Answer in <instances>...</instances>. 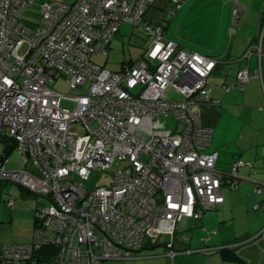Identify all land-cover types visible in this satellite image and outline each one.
Instances as JSON below:
<instances>
[{
    "label": "built area",
    "instance_id": "built-area-1",
    "mask_svg": "<svg viewBox=\"0 0 264 264\" xmlns=\"http://www.w3.org/2000/svg\"><path fill=\"white\" fill-rule=\"evenodd\" d=\"M34 1L0 0V139L13 140L22 163L9 168L8 151L0 157V203L7 183L48 203L36 212L33 243L4 245L0 264H103L132 258L164 235L173 258L180 221L222 204L223 180L246 164L235 161L227 174L216 167L218 152L206 151L214 127L203 107L218 102L207 86L217 61L179 47L165 38L163 25L145 21L156 0L45 1L42 23L32 27L22 16ZM171 2L173 16L186 0ZM243 10L235 2L234 22ZM125 23L151 37L140 58L120 72L93 63L92 54L108 56ZM62 75L81 89L89 83L88 90L61 94L52 85ZM254 80L263 81L264 73L242 67L225 90ZM171 85L181 99L168 97ZM63 98L74 107L63 106ZM113 167L111 186H85L92 170ZM43 244L57 245L58 253L35 256Z\"/></svg>",
    "mask_w": 264,
    "mask_h": 264
},
{
    "label": "crops",
    "instance_id": "crops-1",
    "mask_svg": "<svg viewBox=\"0 0 264 264\" xmlns=\"http://www.w3.org/2000/svg\"><path fill=\"white\" fill-rule=\"evenodd\" d=\"M61 1L72 3L75 0ZM157 2L158 0L146 12L148 21L154 24H165L164 35L167 39L175 41L179 47L211 56L217 61L216 68L207 79V86L211 90L213 101L218 102L209 103L203 107L205 121L214 127L213 138L207 152H218L216 167L224 173L232 171L235 161L241 159L246 162L238 168L237 179L240 180V184L234 187H238V192L244 182L253 185L252 194H249L250 185L246 186L247 195L252 202L260 199V202L253 206L255 210V206L258 205L259 210L261 205H264L262 203L264 202V190L257 195L254 191V184L261 182L260 184L264 185V173L262 172L264 171V80L251 81L241 90L234 89L226 92L225 88L227 84L236 79L242 67H248L251 71L261 70L264 73V0H189L188 2L186 0L187 4L182 6L183 8L178 10L179 13H175V16L173 15L170 19L167 18L166 11L169 0H160L159 5ZM235 2H240L244 7L242 16L237 22L233 21L232 13ZM124 25L121 26L120 31ZM118 33L114 36L109 50L114 45ZM148 36L150 37L149 34ZM259 43L261 54L257 51ZM249 48L253 51L250 57H246L245 54ZM104 57L107 62L109 54L108 57ZM130 60L133 59L123 61L120 69L116 71H121L124 63ZM102 66L108 68L107 64ZM227 186L229 190H232L230 184L224 187ZM223 192L225 202L215 210L220 208L224 210L230 204L232 205L234 191L225 193L223 188ZM233 217L232 214L230 219ZM247 220L248 228L237 234L240 238L236 239L237 251L243 258L241 261L227 260L218 250L231 243L232 240L225 242L228 244L223 243L220 247L209 246L207 240H204L206 243L204 247L191 248L190 244L194 243V240H190V244L178 243L176 233L174 248L184 250H180L173 258L168 255L169 248L164 242L155 241L148 243L133 258L119 261L121 263L115 261V263L255 264L254 260L249 262V259H255L254 254L256 253L259 255L260 264H264V253L260 252V248H264V217L251 214V220ZM210 224L219 229V221L214 214L205 212L201 219L196 220L198 231L202 228L204 231ZM228 225H235V223L231 220ZM178 229L177 232H179ZM208 236H213L210 230H208ZM213 241L214 239H211L209 242ZM186 249L195 250L187 252ZM207 251L210 252L205 254Z\"/></svg>",
    "mask_w": 264,
    "mask_h": 264
},
{
    "label": "rangeland",
    "instance_id": "rangeland-1",
    "mask_svg": "<svg viewBox=\"0 0 264 264\" xmlns=\"http://www.w3.org/2000/svg\"><path fill=\"white\" fill-rule=\"evenodd\" d=\"M45 1L52 0H35L33 4L29 6L27 11L25 12V15L23 16L24 22L32 26L40 25L43 18L41 4ZM188 1L189 0H187V2ZM158 2H160V0H158ZM158 2L157 5H159ZM187 2L184 3L183 7L187 4ZM173 7L174 6L171 0H169V5L166 8L168 19L173 17L168 15V11ZM179 11L176 12V14L179 13ZM117 39L118 41H116ZM116 40L114 45H112V48L109 50V57L107 62L103 54L92 55V60L101 65L107 64V67L109 69L116 71L120 69L121 63L123 61L129 59L137 60L138 58H140L151 41L148 33L145 30H140L137 26H133L130 24H125L122 27V30L118 33ZM26 49L27 44H24L20 50V53H24ZM52 86L65 96H77L86 93L89 84H86L85 87L81 89L70 83L68 78L63 75L59 77ZM166 92L168 94V97L171 99L178 100L182 98V95L176 92L172 85L168 87ZM62 105L74 107L75 102L68 98H63ZM174 124V121H169V127H173ZM11 146L12 141L9 138L0 140V157L2 155H5L6 151L8 149H11ZM8 157L9 168H20L22 166V163L19 161L21 159V154L18 153L17 150L11 151ZM142 159H146V156L143 155ZM115 170L116 167L110 168L105 171L97 169L92 170L89 174V177L84 180L85 186L89 189H94L100 186H111L113 183ZM262 172L264 173V171ZM247 185H250L251 190L249 194H252L251 191H253V185L248 184L247 182L242 183L238 192V187L235 188L234 186H232V190H229L228 186L224 187L225 193L234 191V194L232 196V205L230 204L224 210L220 208L218 210H210L206 212L208 214H214V217L218 219L219 229L216 227H212V225L210 224L208 226V228L210 229L206 228L204 231H202L203 228L200 227L202 229L201 231H198L199 228L196 227V220L192 218H183L179 223V232H177L176 235V238L178 240L177 242L190 244V240H194V243L190 244L192 245L191 248H202L205 246V241L207 240L206 242L209 246L220 247L223 245V243L228 242L229 240H232L231 242H234L237 238H240V235L238 237L237 234L248 228L249 225L247 219L251 220V214H257L258 216L264 217V205H261V208L259 210L253 209V206L255 204H258L260 202V199L258 198L255 202L250 201L247 195ZM9 199L14 200L13 207H10L7 204V201ZM47 203L48 201L46 198L38 197L34 194L26 192L13 183H9L7 185L4 184L2 189V202L0 206V245L4 243L30 242L33 238L35 229V210ZM232 214L234 217L233 219H230V216H232ZM231 220L233 221V223H235V225H228ZM208 230H210V232L212 233V237L208 236ZM211 239H214V241L209 242ZM159 241L165 242L167 241V238L165 236H161ZM196 242H198V244L195 245ZM260 249V252L263 251L261 253H264V248L261 247ZM209 252L210 251H207L205 252V254H208ZM254 256L255 259H249V262H252V260H254L253 263L260 264L259 255L255 253ZM105 264L116 263L115 261L110 260L105 261Z\"/></svg>",
    "mask_w": 264,
    "mask_h": 264
},
{
    "label": "trees",
    "instance_id": "trees-1",
    "mask_svg": "<svg viewBox=\"0 0 264 264\" xmlns=\"http://www.w3.org/2000/svg\"><path fill=\"white\" fill-rule=\"evenodd\" d=\"M33 4V3H32ZM153 5V4H152ZM151 5V6H152ZM151 6H149V7H151ZM149 7H148V9H149ZM29 8V7H28ZM27 8V9H28ZM27 9H26V11H27ZM25 11V12H26ZM25 12H24V14H23V16L25 15ZM23 16H22V20H23ZM145 21H147V22H149V23H151V24H154V23H152V22H150V21H148L147 19H146V14H145ZM23 22H24V20H23ZM24 23H26V22H24ZM42 23V22H41ZM27 24V23H26ZM125 24H129V23H125ZM155 24H160V25H163L164 27H165V24H162V23H155ZM29 25V24H28ZM130 25H132V24H130ZM29 26H32V25H29ZM39 26V25H38ZM32 27H37V26H32ZM121 28V27H120ZM140 29V28H139ZM119 31H120V29H119ZM118 31V32H119ZM117 32V33H118ZM116 33V34H117ZM115 34V35H116ZM110 48V47H109ZM97 54H99V53H97ZM143 54V53H142ZM92 55H94V54H92ZM91 55V56H92ZM91 56H90V60L93 62V63H96V64H98L97 62H95V61H93L92 60V58H91ZM106 57H108V56H106ZM133 61H135V60H130V61H127L128 63H131V62H133ZM127 62H125V63H127ZM124 63V64H125ZM98 65H100V64H98ZM100 66H102V65H100ZM217 66V65H216ZM102 67H105V66H102ZM106 68V67H105ZM216 68V67H215ZM108 69V68H107ZM110 70V69H109ZM113 71V70H112ZM122 71V70H121ZM117 72H120V71H117ZM63 76V75H62ZM237 76V75H236ZM87 84H89V83H87ZM86 85V84H85ZM85 87V86H84ZM89 87V86H88ZM88 90V89H87ZM207 105V104H206ZM205 106V105H204ZM2 139H6V138H2ZM2 139H0V140H2ZM11 141H13L12 139H10ZM12 146H13V144H12ZM12 146H11V148H12ZM8 152L7 153H10L12 150L11 149H8L7 150ZM227 174H230V173H227ZM229 181H231V182H229ZM7 184H9V183H7ZM6 184V185H7ZM230 184V186L232 187V186H237L238 184H240V180L239 179H237V177H235V178H231V177H229V178H225V180H223V185H222V190H223V188H224V186H226V185H229ZM18 186V185H17ZM18 187H20V186H18ZM256 187H261L262 188V192H263V190H264V185L263 184H260V183H255L254 184V191H255V188ZM21 188V187H20ZM2 189H3V185L1 186V191H2ZM21 189H23V188H21ZM24 191H26L25 189H23ZM26 192H28V191H26ZM256 192V191H255ZM261 192V193H262ZM30 193V192H29ZM224 193V192H223ZM257 193V192H256ZM32 194V193H31ZM257 194H260V193H257ZM35 196H37V195H35ZM38 197H40V196H38ZM2 202V201H1ZM224 202H225V196H224ZM223 202V203H224ZM222 203V204H223ZM222 204H220V205H218V206H216L215 208H213V209H210V210H215V209H217L218 207H220ZM0 205H1V203H0ZM9 205V204H8ZM11 207V206H10ZM256 209V208H255ZM258 209V208H257ZM37 210H38V208L35 210V217H36V222H35V228H36V224L38 223V217H37V214H36V212H37ZM210 210H205L203 213H202V216H203V214L205 213V212H207V211H210ZM201 216V217H202ZM201 217L200 218H194V217H191V218H194L195 220H199V219H201ZM179 226V225H178ZM178 229V228H177ZM34 233H35V229H34ZM34 233H33V238H32V240L30 241V242H28V243H17V244H23V245H25V246H27L28 244H30V243H33V239H34ZM176 233H177V230H176V232H175V235H176ZM175 235H174V238H173V248H174V244H175ZM165 236V235H164ZM166 238H168V240L167 241H165L164 242V244L168 247V243H169V241H170V237H168V236H165ZM160 240V237H158L157 239H153V240H149V241H147L144 245H143V247L140 249V250H138V251H136V253H135V255L134 256H136L137 254H138V252L139 251H141V250H143L147 245H148V243H150V242H158ZM237 243L238 244H240V242H238L237 241ZM7 244H11V243H4V244H2V245H0V249L4 246V245H7ZM169 248V247H168ZM171 248H169L168 249V251L167 252H169V250H170ZM175 249V248H174ZM178 253H179V251L180 250H184V249H179V250H177V249H175ZM188 249H186L185 251H187ZM189 250H191V249H189ZM218 250L222 253V255H223V257L225 258V259H227V260H232V261H241V260H243V258L240 256V254L238 253V251H237V245H236V240L234 241V242H231V243H229L228 245H224L223 247H221V248H218ZM58 251H59V247L57 246V245H55V244H43L42 246H41V248L40 249H37V250H35L34 251V255L35 256H43L45 253H46V256H48V255H56L57 253H58ZM133 256V257H134ZM132 257V258H133ZM41 258V257H40ZM128 259H130V258H128ZM121 260H126V259H115V260H111V261H121ZM107 261H110V260H107ZM103 264H105V262H103Z\"/></svg>",
    "mask_w": 264,
    "mask_h": 264
}]
</instances>
